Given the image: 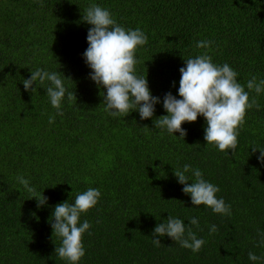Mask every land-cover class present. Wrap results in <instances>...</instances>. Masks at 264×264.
<instances>
[{
    "label": "trees",
    "instance_id": "1",
    "mask_svg": "<svg viewBox=\"0 0 264 264\" xmlns=\"http://www.w3.org/2000/svg\"><path fill=\"white\" fill-rule=\"evenodd\" d=\"M93 3L147 34L136 72L161 99L178 95L179 69L205 52L234 68L245 86L253 75L264 78V0H0V264H66L55 253L60 239L49 218L57 203L73 202L89 187L102 196L81 216L91 228L79 264H252L249 251L264 255L256 246L257 229H264V165L250 149L264 148V94L259 108L246 110L229 155L206 145L202 116L182 124L184 139L135 111L109 116L82 57L91 27L82 15ZM200 40L214 43L200 48ZM37 67L59 71L67 89L53 124L45 85L32 94L22 83ZM165 114L157 104L155 118ZM186 163L219 186L230 216L192 205L174 175ZM18 174L49 197L47 206L37 208ZM168 213L185 224L198 218L192 231L205 240L199 252L167 236L153 245V229Z\"/></svg>",
    "mask_w": 264,
    "mask_h": 264
},
{
    "label": "clouds",
    "instance_id": "2",
    "mask_svg": "<svg viewBox=\"0 0 264 264\" xmlns=\"http://www.w3.org/2000/svg\"><path fill=\"white\" fill-rule=\"evenodd\" d=\"M82 20L91 26L86 37L88 47L82 57L91 70L89 78L102 90V103L109 116L125 118L135 111L141 120L152 118L156 128L182 139L187 135L182 124L195 122L202 116L206 123V145L228 155L229 151L235 152L246 110L259 108L257 97L264 94V78L253 75L245 86L238 81L239 73L234 68L228 63H215L205 52L188 58L179 69L178 95L169 91L161 99L153 95L147 76L136 72V50L148 42L147 34L140 28H125L109 9L96 3L84 10ZM213 43L200 40L197 47L209 48ZM29 71L30 77L22 80L24 90L33 94L37 85H45L48 101L56 110L48 119L49 124H53L57 115H63L62 104L67 93L64 79L59 71L42 67ZM251 91L256 96L250 100ZM161 103L166 114L155 118L156 105ZM250 149L252 154L259 152L257 160L264 165V148L253 143ZM174 175L183 186V193L190 196L192 205H204L215 214L231 215V204L217 196L219 186L205 179L201 169L186 163L175 170ZM16 180L30 194V199H36L38 209L48 205L49 197L38 193L24 174H18ZM101 196L99 188L89 187L79 192L73 202L69 199L54 206L49 223L53 235L60 239L55 253L66 264H79L85 256L83 235L89 232L91 223L87 219L81 221V216L95 207ZM188 221L185 224L184 219L168 213L166 219L155 225L151 242L160 247V238L167 236L181 247L199 252L205 240L192 231V226L199 227V220L193 216ZM209 231L216 232L217 226L212 224ZM256 246L264 247V229H257ZM248 259L252 264H264V255L253 251L248 252Z\"/></svg>",
    "mask_w": 264,
    "mask_h": 264
}]
</instances>
